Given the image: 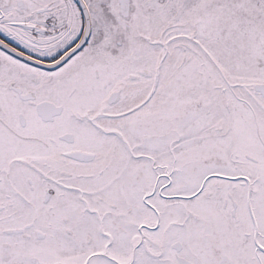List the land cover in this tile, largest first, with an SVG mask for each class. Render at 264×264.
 Here are the masks:
<instances>
[{
    "label": "snow or ice",
    "instance_id": "6c2138e0",
    "mask_svg": "<svg viewBox=\"0 0 264 264\" xmlns=\"http://www.w3.org/2000/svg\"><path fill=\"white\" fill-rule=\"evenodd\" d=\"M0 264H264V0H0Z\"/></svg>",
    "mask_w": 264,
    "mask_h": 264
}]
</instances>
